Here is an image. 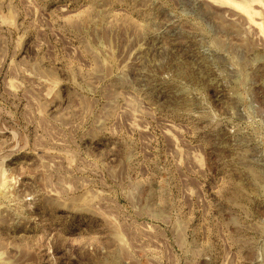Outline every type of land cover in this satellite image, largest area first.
I'll return each mask as SVG.
<instances>
[{
    "label": "rangeland",
    "instance_id": "rangeland-1",
    "mask_svg": "<svg viewBox=\"0 0 264 264\" xmlns=\"http://www.w3.org/2000/svg\"><path fill=\"white\" fill-rule=\"evenodd\" d=\"M0 264H264V0H0Z\"/></svg>",
    "mask_w": 264,
    "mask_h": 264
}]
</instances>
